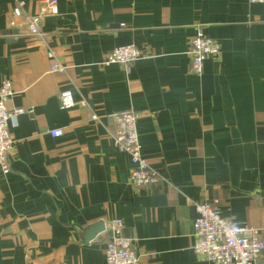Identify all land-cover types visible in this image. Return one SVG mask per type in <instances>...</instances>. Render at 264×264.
<instances>
[{"label": "crops", "instance_id": "obj_1", "mask_svg": "<svg viewBox=\"0 0 264 264\" xmlns=\"http://www.w3.org/2000/svg\"><path fill=\"white\" fill-rule=\"evenodd\" d=\"M43 10V0H0V85L10 79L8 108L26 111L10 121L11 172L0 171V264H106L111 232L85 243V230L113 219L141 264H214L192 249L200 202L264 229V4L58 0L56 13ZM40 15L43 36H32ZM200 31L221 53L197 77L187 50ZM130 44L147 57L129 72L101 68ZM49 50L65 72H51ZM67 90L77 105L63 110ZM127 110L140 114L143 157L163 176L147 188L131 183L110 136L108 116Z\"/></svg>", "mask_w": 264, "mask_h": 264}, {"label": "built area", "instance_id": "obj_2", "mask_svg": "<svg viewBox=\"0 0 264 264\" xmlns=\"http://www.w3.org/2000/svg\"><path fill=\"white\" fill-rule=\"evenodd\" d=\"M248 1L252 4H264V0ZM43 3L42 15L56 13L58 0H43ZM19 5L24 6L23 2ZM40 20L41 15L29 18L28 30L32 36H43L39 28ZM220 53L219 43L203 32H198L188 43L189 73L197 77L202 76L205 61L210 57L218 58ZM147 55L145 50L134 44L121 46L106 54L101 68L118 65L129 72L136 62ZM47 56L52 62L51 72L66 71V68L57 61L53 50H49ZM13 95L12 81L4 79L0 85V171L4 175L11 172V157L15 149L9 128L10 121L26 113L22 108H8V102ZM59 101L63 110H70L77 105L71 90L62 92ZM139 117V113L127 110L113 113L107 119L113 124L110 136L114 147L130 158L132 164L130 181L142 189L156 185L163 176L143 157L138 130ZM90 119L98 121L99 118L93 114ZM49 133L54 138H60L64 134L60 129ZM193 207L196 219L193 224L195 241L192 249L198 258L214 264H257L264 257V229L237 224L231 218L224 217L213 202L194 203ZM106 229L112 233L105 251L106 264H141L133 239L123 235V221L110 220L106 223Z\"/></svg>", "mask_w": 264, "mask_h": 264}, {"label": "water", "instance_id": "obj_3", "mask_svg": "<svg viewBox=\"0 0 264 264\" xmlns=\"http://www.w3.org/2000/svg\"><path fill=\"white\" fill-rule=\"evenodd\" d=\"M8 35H18L17 31H8L6 32ZM106 231V226L103 222H100L98 224H95L94 226H91L85 230V243H89L96 239V237L104 233ZM112 235V233H110Z\"/></svg>", "mask_w": 264, "mask_h": 264}]
</instances>
